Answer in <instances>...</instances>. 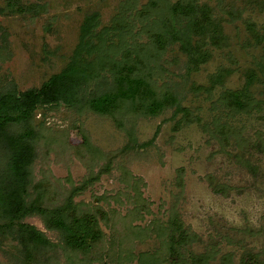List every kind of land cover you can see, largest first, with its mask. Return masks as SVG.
Instances as JSON below:
<instances>
[{
  "label": "rangeland",
  "instance_id": "1",
  "mask_svg": "<svg viewBox=\"0 0 264 264\" xmlns=\"http://www.w3.org/2000/svg\"><path fill=\"white\" fill-rule=\"evenodd\" d=\"M124 1H138L142 9L150 0H0V94L40 88L70 62L85 19L96 14L101 27L109 26ZM196 1L211 9L222 43L212 44L209 26L197 37L207 56L194 58L198 65L179 43L155 59L146 57L152 88L160 97L174 94L176 106L148 116L135 114L134 102H127L114 114L123 131L82 105L36 112L39 144L32 179L35 185L48 182L44 205L60 206L74 187L86 184L74 203L98 216L102 240L87 255L75 254L58 231L33 215L24 222L56 246L28 259L16 240L0 237V264H170L166 255L160 257L165 238L156 231L174 214L201 238L189 248L188 264H194V254H208L204 264H264V0ZM176 27L190 31L188 21H176ZM139 42L149 43L148 36L143 33ZM221 74L213 86L212 78ZM112 88L106 73L86 86L83 102ZM236 90L253 98L246 113L226 102L224 94ZM182 109L193 121L180 127ZM219 123H228L250 149L239 151L236 134L221 141ZM77 130L99 155L67 143L68 133L77 138ZM132 136L135 144L123 152ZM5 164L0 151V171Z\"/></svg>",
  "mask_w": 264,
  "mask_h": 264
},
{
  "label": "trees",
  "instance_id": "2",
  "mask_svg": "<svg viewBox=\"0 0 264 264\" xmlns=\"http://www.w3.org/2000/svg\"><path fill=\"white\" fill-rule=\"evenodd\" d=\"M139 8L138 1L134 4L124 1L111 24L104 27H101L99 15L86 18L80 29V41L74 55L60 73L53 75L38 89L25 92L13 89L0 94V151L6 159L5 167L0 171V237L16 240L28 259L36 258L45 249L56 246L44 233L24 222L33 215L41 216L47 229L58 231L63 245L75 254L87 255L103 238L98 216L80 211L74 203V198L86 188V184L74 187L62 205H44L50 196L46 194V186L50 193L48 182L40 181L35 185L32 179V167L37 158L36 145L39 144V133L34 125L38 109L44 106L82 105L95 115L111 118L116 127L123 131L122 123L114 118V114L123 110L127 102H134L135 114L148 116H156L160 111L178 104L174 94L167 92L160 97L152 88L148 67L151 59L162 54L170 45L179 43L182 52L192 58L194 65H198V60L193 59L197 57L203 60L207 56L197 37L202 36L209 26L214 28L210 30L214 33L210 37L212 44L218 46L222 43L219 24L213 22L211 9L196 0H180L176 3L150 0L144 8ZM151 19L152 25L146 24ZM180 20L188 21L190 31L176 27V21ZM138 24L140 27L137 28ZM143 33L148 36L149 43L139 42ZM146 57L151 58L148 63ZM106 73L112 79V90L91 96L83 102L82 93L86 86ZM223 76L213 77L212 85L220 83ZM224 95L229 107L243 113L249 109L253 99L247 90L229 91ZM180 112L183 113L177 122L180 127L192 123L193 115L189 110L182 109ZM77 131V138L70 137L68 133L67 143L77 151L83 149L93 156L99 155L100 149L93 146L81 130ZM216 131L222 136L221 141L227 142L230 135L236 134L237 147L242 154L250 149V144L244 143L242 136L228 123H219ZM134 142L132 136L123 152L130 150ZM242 154L238 156H244ZM209 179L211 186L216 189L218 186L213 185L215 180L212 177ZM97 212L104 216L100 210ZM156 232L158 237L165 238V251L160 256L163 258L166 255L165 263L188 264L186 257L191 254L189 248L195 242H201L200 236L187 228L177 214ZM209 260L208 254H194V264H204Z\"/></svg>",
  "mask_w": 264,
  "mask_h": 264
}]
</instances>
